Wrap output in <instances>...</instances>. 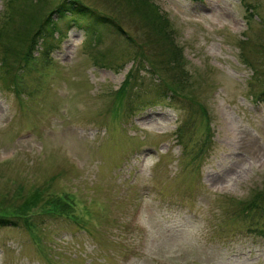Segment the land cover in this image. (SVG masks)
<instances>
[{"label": "rangeland", "instance_id": "1", "mask_svg": "<svg viewBox=\"0 0 264 264\" xmlns=\"http://www.w3.org/2000/svg\"><path fill=\"white\" fill-rule=\"evenodd\" d=\"M79 1L132 40L55 13L51 50L0 43V213L32 223L0 226V264H264V0H152L176 55L124 0Z\"/></svg>", "mask_w": 264, "mask_h": 264}, {"label": "trees", "instance_id": "2", "mask_svg": "<svg viewBox=\"0 0 264 264\" xmlns=\"http://www.w3.org/2000/svg\"><path fill=\"white\" fill-rule=\"evenodd\" d=\"M128 5H130L135 14H137L141 20H143L150 29L158 34L166 43L172 42L171 31L172 28L169 23L168 17L164 15V13L160 10L157 4H155L152 0H124ZM15 0H7L6 12L4 16L7 21H13L15 17L20 16L22 18L23 23L30 24L28 25L25 31H18L10 34V30L7 29V25H2L4 30H0V43L2 44V61L3 65H5L6 61L10 59V53L8 51L9 46L11 44H15L17 47L28 48V52L23 54L24 58H29L28 56L31 54V50L35 48L38 44L43 45L45 51L51 50L52 45L49 44V40L53 39L55 33L59 32L57 28L56 19H54V14L58 13L61 17H65V15L72 16V19L76 20L77 17L82 19L83 21H88L87 24H92L94 26V33L98 34L102 31H106L109 33H120L121 35H125L126 39L132 40L130 36L126 35L119 24H117L113 19L108 16L86 6L79 0H60L54 7H51L45 16L39 17L41 7L34 14H25L22 11V7L17 4H14ZM247 10L250 14L254 13L256 10L253 5L250 3L246 4ZM95 27H102L100 32H97ZM13 43L10 44V42ZM27 44V45H26ZM26 45V46H25ZM172 47L174 48L173 42ZM17 49V48H16ZM177 49H173V53L176 55ZM172 53V54H173ZM16 55L13 54L11 63L16 62ZM162 87V86H161ZM164 90H168L171 94H174L175 91L168 87L165 84L162 88L158 90L160 94L164 92ZM263 92L258 94V98L261 97ZM29 204V203H28ZM27 203L24 204L22 210L20 212H13L14 214L11 216L9 214L0 213V226L8 224V219L11 217H15L16 219L23 220V225L31 228L32 223L28 218V212L26 211L29 206ZM48 211L51 210V213H63L69 211L71 209L70 204L68 203L66 197H58L55 202L50 201L47 202ZM72 210V209H71ZM16 213V214H15ZM16 223V222H15ZM14 223V224H15Z\"/></svg>", "mask_w": 264, "mask_h": 264}]
</instances>
